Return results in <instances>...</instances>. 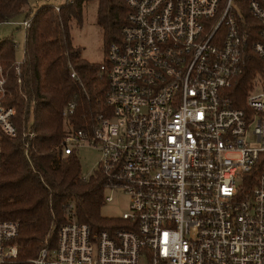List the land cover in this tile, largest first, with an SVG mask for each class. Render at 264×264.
Listing matches in <instances>:
<instances>
[{"label":"built area","instance_id":"obj_1","mask_svg":"<svg viewBox=\"0 0 264 264\" xmlns=\"http://www.w3.org/2000/svg\"><path fill=\"white\" fill-rule=\"evenodd\" d=\"M125 3L99 65L108 109L75 129L67 101L54 146L62 155L97 149L104 202L107 191L127 196L123 223L93 231L71 219L22 264H264V87L253 79L239 107L230 89L250 52L264 63V0H246L252 42L234 0ZM13 24L24 30L29 19ZM21 62L11 63L18 88ZM7 74L0 65V134L14 136ZM16 235L17 223L0 217V264H19Z\"/></svg>","mask_w":264,"mask_h":264},{"label":"trees","instance_id":"obj_2","mask_svg":"<svg viewBox=\"0 0 264 264\" xmlns=\"http://www.w3.org/2000/svg\"><path fill=\"white\" fill-rule=\"evenodd\" d=\"M87 1L43 3L30 13L27 0H0V23L19 15L29 19L23 32L20 88L11 68L13 40L11 36L0 39V65L8 71L4 103L16 109V134H0V217L17 223L14 242L19 245L15 259L19 264L35 256L45 238L53 243L56 227L71 219L93 231L123 223L117 216L100 214L108 183L105 174L93 168L83 176L76 150L62 155L54 149L64 134L62 109L67 101L74 102L67 120L75 129L89 126L95 115L108 109L104 102L107 81L99 75V65L108 44L119 38L127 7L125 0H95L103 57L89 62L81 56V48L72 45L68 31V21L79 22L82 3ZM234 4L244 17L243 25L252 32L250 42L256 40V24L248 15L246 0H234ZM249 54L230 88L235 90L231 96L238 107L253 79L264 87V63ZM25 129L33 133L27 141L21 135Z\"/></svg>","mask_w":264,"mask_h":264},{"label":"rangeland","instance_id":"obj_3","mask_svg":"<svg viewBox=\"0 0 264 264\" xmlns=\"http://www.w3.org/2000/svg\"><path fill=\"white\" fill-rule=\"evenodd\" d=\"M65 0H27L30 13L36 6L43 3L59 5ZM96 1L89 0L82 3L80 20L75 19L68 21V31L72 45L81 48V56L89 62H99L103 57V47L101 41V33L99 27L95 23ZM23 20V15H19L9 22L0 23V39L11 36L16 44L13 48V59L16 62H21L23 57V27L14 22ZM76 155L80 163L81 173L87 176L95 167V162L98 157V151L95 147L88 144H81L76 149ZM110 193L111 199L105 201L100 207V214L106 217L120 216L127 208V196L120 190L107 191Z\"/></svg>","mask_w":264,"mask_h":264}]
</instances>
